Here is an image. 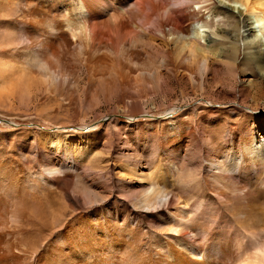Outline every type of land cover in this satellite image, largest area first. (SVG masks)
Here are the masks:
<instances>
[{
	"label": "bare ground",
	"instance_id": "1",
	"mask_svg": "<svg viewBox=\"0 0 264 264\" xmlns=\"http://www.w3.org/2000/svg\"><path fill=\"white\" fill-rule=\"evenodd\" d=\"M227 1L238 6L213 0H0L1 16L11 17V25L0 28V100L33 111L44 123L19 156L6 157L0 144V264H264V213H252L257 225L247 226L246 213L235 208L252 184L264 186V137L256 135L264 113L249 115L250 130L257 132L238 137L232 130L217 149L210 148L212 137L187 131L182 119L171 125L175 137L160 146L151 140L147 161L128 150L123 137L118 147L127 151L112 153L111 133L103 138L109 149L99 151L101 134L74 133L72 121L41 117L65 101L71 105L81 67L83 87L97 85L105 98L114 85L134 90L137 100L128 104L120 95L118 101L133 117L140 115L144 75L170 65L194 84L195 69L206 71L210 52L208 58L233 79L240 67V97L249 88L260 93L250 78L264 70V0ZM205 14L221 16L223 27L207 31ZM240 23L247 34L239 62L241 44L231 39ZM157 40L164 48L158 65L147 53ZM195 85L201 88V82ZM217 118L208 111L202 125ZM75 121L92 127L84 118ZM111 124L117 127L115 119ZM61 164L67 169L52 174ZM114 188L120 206H102L114 198Z\"/></svg>",
	"mask_w": 264,
	"mask_h": 264
},
{
	"label": "rangeland",
	"instance_id": "2",
	"mask_svg": "<svg viewBox=\"0 0 264 264\" xmlns=\"http://www.w3.org/2000/svg\"><path fill=\"white\" fill-rule=\"evenodd\" d=\"M213 1L216 5L221 2L229 6V8H235L238 6L237 4L227 0ZM192 7L196 8L194 5ZM234 11L236 12L237 10L234 9ZM1 15L2 14L0 12V28L11 25L9 23L11 17ZM234 15L239 16V13ZM204 18H206L208 25V29L206 30L209 32H213L217 27H223V20L221 16L211 17L208 14H205ZM240 22L242 23V21ZM241 23V32L238 33V36L237 32L233 33L231 39L234 41V38H237L241 44L240 51L237 55V61L239 62L243 58V45L245 42L242 41L245 39V34H247L246 31L242 32L243 28ZM154 43V51L148 50L147 53L149 56H151V59L155 61V64L158 62V65L161 61V51L164 48L162 47V43L160 44L158 40ZM260 50L262 57L264 58V44L260 47ZM169 53L171 54L173 52L170 51ZM208 54L210 57H213L211 52ZM174 56V53L173 56L170 55L171 60H169V62H173L175 60ZM209 56L206 57L207 60L205 59L206 62H204L206 64V66L204 64L206 71H202L200 69L199 72V70L195 69L196 73L192 78V81L195 82H193L194 84L190 83L188 79L182 76L183 74L181 75L180 71H173L175 73L174 74L171 71L173 68H169L170 65H167V67H160V69L159 67L157 69L155 68L156 71L154 70V73L151 72L152 74L150 73L146 76L144 75L145 78L142 81V93L141 97L138 99L142 113L134 117L127 113L125 104L122 103L125 102L130 104L131 102L137 100L135 98L136 92L134 90H126L127 92H124L122 91L121 87H116V85H114V87H111V89L107 90L110 96L107 97L106 92L105 98L102 95V89L100 87L99 89H96L98 88L97 85H91V89L83 87L87 78L86 73H84L85 69L81 67L78 70L79 77L77 82L78 85L76 84L77 91L74 93V101L72 100L71 105H67L68 101H65L64 104L53 113L55 116L51 113H48L47 111L48 115H46L44 112L42 114L43 116L41 115V117L48 118L54 122L56 121L57 124H68L72 121L68 125L71 126L70 131L74 133H85L88 132V130H94V132L101 134L96 146V149L99 151H106L109 149L108 146L110 145L112 153L118 149H121V151H127V147L125 146H129L130 148H128V150H135L143 153L145 161L148 159L145 153L149 152L148 150L152 148V141L156 142V144L160 146L161 144L175 137L177 134V128H173L171 125L173 123L179 122L182 119L186 123L185 129L187 131L192 130L196 136L198 132H200L206 136L212 137L211 143L209 144L211 146L210 148L217 149V147L220 146V143L227 140V135L232 130L235 131L238 137H244L246 130H249V133L247 134L257 132V129L255 131L250 130L251 127H249V115L251 113L257 114V112L264 113V70H257V74L253 78H250L254 81L253 83L255 86L257 85V87H262L259 91L260 93L253 95L254 89L249 88V84L246 82L244 84L249 88V91H245L243 99L239 96V86L241 84L240 67L235 69V73L237 74L233 79L230 73L227 72L226 68L222 66L221 63H217L216 60H210V58H208ZM131 75L134 76V74ZM198 82H201V88L195 85ZM120 95L126 96L127 98H125L122 102L121 100L118 101ZM88 99L91 100L89 101ZM54 101L55 100L50 99L49 106H52ZM87 106H89L88 109ZM235 110H237V113H235ZM208 111H215L216 116L218 117L212 126L202 125V116ZM73 112H76V115ZM170 112L171 116L168 117ZM73 114L75 116H73ZM109 117L110 120H108ZM83 118L86 122V125L92 124L91 128L87 129L86 126L77 125L81 120L77 122L75 119L78 120ZM112 118L115 119V123L117 124L115 129L111 124L113 120ZM169 118L172 120V123L168 124ZM106 124L110 128H107ZM42 127H44L43 121L38 119L34 115L33 111H26L22 107L19 109L16 107L11 108L5 103V100H0V144L6 157H15L16 155L19 156L21 152L26 150L27 146H29L31 134H37ZM105 133L108 135L110 133L112 134L110 137L113 139L110 145L103 143ZM256 135L264 137V125L258 130ZM121 137H123V140L126 142L125 146L121 145V148H119L118 140ZM185 143H188L187 138L184 140V144ZM21 158L23 159V156H21ZM145 161L143 160V162ZM108 163H110V161H108ZM109 165L111 168V176L115 177V169L111 164ZM67 167V165L61 164V166L59 165L57 167V171H53L52 174L59 176L61 173L60 171L66 170ZM69 171L72 172L69 177H71L72 180H75V170L71 168ZM256 184H252V186L249 187L243 200H237L235 203L236 210L240 211L241 213H246L247 219L249 218V220L246 222L247 226L252 225L255 222L254 219L257 217L255 213H264V186ZM71 188L72 185L69 186V189ZM116 191L117 189L114 188V198L103 203L102 206L104 204H106V208L120 206V200L118 197H116ZM109 192L110 191L108 190L106 193ZM125 202V206L127 205V207L131 208L132 205L129 204L130 201ZM101 209L102 207H99V209L95 210V213H100ZM220 213L229 212L223 210ZM249 214H251L250 216H252V219ZM253 225L255 226L257 223L255 222ZM146 226H148V224H146Z\"/></svg>",
	"mask_w": 264,
	"mask_h": 264
}]
</instances>
